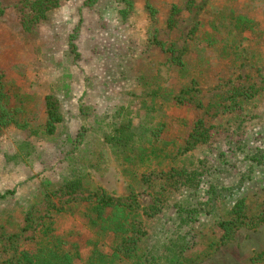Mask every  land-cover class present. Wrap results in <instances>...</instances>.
<instances>
[{
  "label": "rangeland",
  "instance_id": "374dc122",
  "mask_svg": "<svg viewBox=\"0 0 264 264\" xmlns=\"http://www.w3.org/2000/svg\"><path fill=\"white\" fill-rule=\"evenodd\" d=\"M35 1L0 0V78L37 130L0 131V262L30 246L53 213L57 234L85 259L95 249L111 252L115 239L98 236L81 201L101 190L136 199L145 251L164 258L171 241L191 234L188 264H251L264 251V224L241 228L222 246L217 225L243 197L251 217L264 212V0H150L154 20L147 0L93 7L61 0L40 21ZM239 17L254 23L251 30L236 26ZM237 89L248 99L234 98ZM49 95L63 118L53 136L43 134ZM127 121L163 125L151 162H126L133 155L104 140ZM82 132V144L68 140ZM193 134L208 139L192 146ZM180 169L199 172L202 183L180 187L171 178ZM78 175L83 187L69 194L66 182ZM212 186L232 196L223 192L222 205L181 225L184 210H201ZM50 202L63 211L50 213Z\"/></svg>",
  "mask_w": 264,
  "mask_h": 264
},
{
  "label": "trees",
  "instance_id": "16d2710c",
  "mask_svg": "<svg viewBox=\"0 0 264 264\" xmlns=\"http://www.w3.org/2000/svg\"><path fill=\"white\" fill-rule=\"evenodd\" d=\"M60 1L61 0H36L34 2L33 11L34 13L37 12V15L36 17L34 16V20L40 21L45 19L47 11L58 7ZM98 1L99 0H86V5L88 7H93ZM125 1L132 5L131 0ZM146 9L152 20H154L156 17V9L151 4L150 0L146 1ZM0 14H3L2 11ZM253 24L254 23L246 17H239L236 20V26L240 29L251 30ZM75 40V35L70 37L69 53H72L76 59L80 57V55ZM153 42L158 46L162 45L156 40ZM6 88L5 82L0 78V131L11 126H16L23 132H28L32 136L36 135L37 130H35L26 119V109L20 106L22 99L19 98V96H12ZM238 91L239 89L235 91L236 96H234V98L243 97V101L248 99L249 93L242 94ZM14 98L18 102L16 106L12 104ZM243 101L235 99L234 104L235 106H240ZM45 108L47 120L43 127V134L53 136L63 119L58 100L54 96H47L45 98ZM19 114L25 116V122H18L16 116ZM163 129L164 127L161 123L150 127L143 124L136 127L132 121H127L120 125L119 129L115 131L114 136L105 135L104 140L117 146L121 149L123 154L129 153L133 155V158L126 157V162L138 160L140 163L145 164L146 162H151V156H156L154 143L159 139V134ZM85 137L86 133L82 132L75 139L68 138V140H70L71 143L82 144ZM191 138L194 139L192 146L199 142H206L208 139L202 136V134H193ZM80 144L77 146L75 145L74 149L78 150ZM185 151H188V149H185ZM74 157L75 155L70 156L69 160L73 162V159H75ZM172 175L171 178L176 180V183L183 188L196 189L198 183H202L199 180L201 174L196 171L180 169L175 171ZM82 187V177L78 175V178L66 182L65 189L66 191L68 190L69 194H73ZM211 190L212 196L207 198L206 202L200 203V205H202L201 210L198 206L189 209L190 211L184 210L186 213L184 216H181V225H192L195 223L197 218H194V215L202 212L203 209H206V206L208 207L206 209L208 213H211V211L213 212L217 207L222 205L219 200L223 196V192H226V199L232 196L233 191L232 189L224 187L218 189L215 186H212ZM81 201L87 204L86 214L89 224L91 228L96 231L98 236L105 239L109 237L115 239L111 252L107 253L95 249L90 256L85 259L76 246H68L60 235L57 234V230L54 227L55 213H53L52 210H63L50 202L48 203V207L50 213L52 212L53 214L48 218H44L45 222L41 224L39 234L33 236L30 240L31 245L24 249L16 248L15 252L10 257L1 260L0 264H161L162 259L166 261L165 264H188L190 261V259H187L185 253H188L195 245L194 236L191 234L190 238L188 235H185L179 238L180 240L178 242H175V240L171 241L170 245L166 247L168 256L164 258L143 249L144 237L146 234L142 230L141 208L136 199L128 203L120 199H115L105 191L100 190ZM248 213L246 198L236 199L235 202H233L232 207L227 213V217L220 220L217 225L220 231L218 240L220 246L230 243L237 231L241 228H257L264 224V212L256 217H251ZM147 215L151 216L155 214ZM30 216L31 213L27 215V229L31 227ZM263 263L264 251L256 254L251 260V264Z\"/></svg>",
  "mask_w": 264,
  "mask_h": 264
}]
</instances>
